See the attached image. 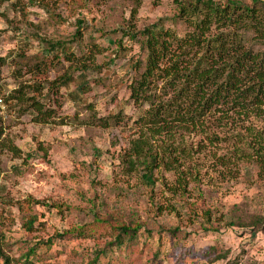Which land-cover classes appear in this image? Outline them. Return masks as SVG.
<instances>
[{
    "label": "rangeland",
    "instance_id": "1",
    "mask_svg": "<svg viewBox=\"0 0 264 264\" xmlns=\"http://www.w3.org/2000/svg\"><path fill=\"white\" fill-rule=\"evenodd\" d=\"M178 10L173 0H0V264H264V221L253 224L264 182L243 178L236 123L212 126L207 114L201 128L172 129L186 159L156 168L151 184L122 160L150 115L130 97L139 31L173 42L191 29Z\"/></svg>",
    "mask_w": 264,
    "mask_h": 264
},
{
    "label": "trees",
    "instance_id": "2",
    "mask_svg": "<svg viewBox=\"0 0 264 264\" xmlns=\"http://www.w3.org/2000/svg\"><path fill=\"white\" fill-rule=\"evenodd\" d=\"M173 1L191 29L173 42L167 41V30L155 32L147 26L139 31V47L145 50V57L139 78L129 85L130 97L133 101L146 100L151 106L146 122L143 114L138 116L145 130L140 129L130 138L122 152L127 170L139 167L142 178L149 184L153 183V172L158 167L179 170L186 152L173 140L172 129L201 128L205 115L217 114L208 121L210 125L236 123L242 131L237 134L239 145L233 151L245 161V181H250L252 171L257 182H264V0ZM52 44L51 48L57 45ZM3 63L4 58L0 57V65ZM133 63L135 67L136 61ZM79 68L83 71L86 65L81 63ZM70 78L64 77L59 85ZM157 88L165 89L162 94L169 92L170 96L154 104ZM18 92L17 97L22 99L23 91ZM32 103L38 109L35 99ZM251 115L260 118V127L248 121ZM1 132L0 129V135ZM160 135L164 138L160 139ZM156 137L159 144L154 143ZM219 163L224 165V161ZM178 173L177 183L183 171ZM261 221L264 218H255L253 224ZM23 224L28 228L31 220ZM116 226L125 233L134 231L123 224ZM10 263L8 256H2V264Z\"/></svg>",
    "mask_w": 264,
    "mask_h": 264
},
{
    "label": "built area",
    "instance_id": "3",
    "mask_svg": "<svg viewBox=\"0 0 264 264\" xmlns=\"http://www.w3.org/2000/svg\"><path fill=\"white\" fill-rule=\"evenodd\" d=\"M1 101H2V99H1V97H0V106H1Z\"/></svg>",
    "mask_w": 264,
    "mask_h": 264
}]
</instances>
